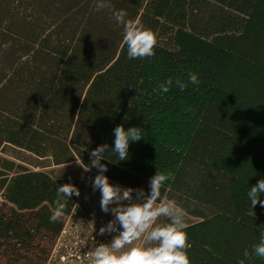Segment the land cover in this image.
I'll return each instance as SVG.
<instances>
[{
    "label": "trees",
    "instance_id": "obj_1",
    "mask_svg": "<svg viewBox=\"0 0 264 264\" xmlns=\"http://www.w3.org/2000/svg\"><path fill=\"white\" fill-rule=\"evenodd\" d=\"M97 2L0 0V150L91 167V151L107 144L104 174L123 187L148 193L157 170L168 174L162 197L196 219L191 264H239L264 232V207L254 215L247 196L264 179V0H110L99 11ZM121 9L157 33L154 56L128 57L113 18ZM169 78L186 87L161 91ZM121 124L142 139L118 162ZM65 183L82 191L24 167L1 182L7 264H46L79 198L50 222Z\"/></svg>",
    "mask_w": 264,
    "mask_h": 264
},
{
    "label": "clouds",
    "instance_id": "obj_2",
    "mask_svg": "<svg viewBox=\"0 0 264 264\" xmlns=\"http://www.w3.org/2000/svg\"><path fill=\"white\" fill-rule=\"evenodd\" d=\"M111 8L110 0H98L96 4L97 11ZM126 17L127 13L123 9L113 12L114 20L123 26V42L127 46L128 57L143 59L154 56L158 43L157 33L146 27L140 19ZM188 81L198 84V74L189 72ZM173 85L180 90L186 87L184 81H173L171 78L159 87L161 91L168 92ZM113 133L114 147L110 151L117 155L118 162L125 161L129 158L130 143L142 139V130L139 127L125 130L121 124L114 128ZM108 149L107 144H101L91 151V167L77 163L84 172H89L93 167L98 169V174L91 182L92 188L94 192L99 190L101 193V210L104 213L111 212L114 217L99 229V234L118 233L110 243H99L91 251L88 264H191L187 251L191 245L188 242L184 211L175 200L161 195V189L169 179L168 174L157 170L149 180L148 193L143 188H125L112 184L104 174L108 171L107 165L101 164V160L107 159L105 153L109 152ZM261 194H264V179L250 187L247 193L254 215L253 209L258 203L264 207ZM73 195H81L75 184L65 183L59 186L50 222L63 217L68 200ZM161 217L167 218L169 222L158 223ZM243 256L245 259H241L239 264H245V260H251L253 256L264 259V232L260 233L258 243L252 246L251 251L244 250Z\"/></svg>",
    "mask_w": 264,
    "mask_h": 264
},
{
    "label": "rangeland",
    "instance_id": "obj_3",
    "mask_svg": "<svg viewBox=\"0 0 264 264\" xmlns=\"http://www.w3.org/2000/svg\"><path fill=\"white\" fill-rule=\"evenodd\" d=\"M77 163L81 162L77 160L68 164L56 165L51 158H40L25 150L12 147L0 150V186L7 176L13 175L22 167L47 172L56 179L73 178L82 184L81 195L72 212L65 216L64 229L54 246H51V254L46 264H88L91 251L99 243H110L112 238L118 234L115 232L99 234V229L114 217L111 212L104 213L101 210V193L99 190L93 191L91 182L98 173L93 170L84 172ZM135 195L136 193H133L134 197ZM2 203L3 198L0 194V206ZM184 214L187 225L196 221L185 212ZM167 222L169 221L165 217H161L158 221V223ZM6 250L8 251V245L0 250V264H7Z\"/></svg>",
    "mask_w": 264,
    "mask_h": 264
}]
</instances>
